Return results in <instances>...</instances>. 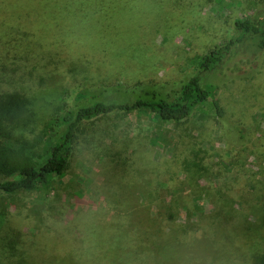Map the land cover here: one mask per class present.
Instances as JSON below:
<instances>
[{"label":"rangeland","instance_id":"1","mask_svg":"<svg viewBox=\"0 0 264 264\" xmlns=\"http://www.w3.org/2000/svg\"><path fill=\"white\" fill-rule=\"evenodd\" d=\"M40 5L69 27L70 45L79 51L69 83L0 84V95L20 94L23 116L30 117L26 125H10L8 146H32L40 164L86 79L102 83L111 100L145 89L173 97L202 57L229 41L236 20L264 14V0ZM234 53L223 69L204 76L216 86L222 116L208 101L179 124L148 109L84 122L62 176L48 187L0 193V230L10 220L11 240L29 254L0 257V264H73L71 245L85 236L84 221L91 233L103 231L89 240L104 245L87 240L77 253L91 259L100 252V264H264V52L245 43ZM109 226L115 235L106 233ZM158 232L161 251L141 258L136 243Z\"/></svg>","mask_w":264,"mask_h":264},{"label":"trees","instance_id":"2","mask_svg":"<svg viewBox=\"0 0 264 264\" xmlns=\"http://www.w3.org/2000/svg\"><path fill=\"white\" fill-rule=\"evenodd\" d=\"M34 2L0 0V84H16L35 89L41 83H69V69L74 66V56L79 53L75 45H70L69 27L57 21L60 19L51 16L47 9L41 7L40 3L45 4L48 0H34ZM57 9L61 13L69 12L67 9L61 10L57 7H54L53 11L58 12ZM233 25V35L229 41L202 57L197 73L189 78L173 97L163 95L157 90L145 89L134 98L111 100L106 97L107 88L102 83L86 79L72 102L69 103L68 100L64 114L59 119L62 134L55 140L43 164L35 160L32 146H8L7 142L13 139L8 132L10 125L20 123L26 125L30 117L23 116L26 101L19 93L1 94L0 193L13 195L34 189L39 185L48 187L55 176H62L73 154L76 131L84 122H90L114 112L126 113L148 109L164 122L179 124L187 120L195 108L208 101L212 102L217 114L222 116L224 111L215 98L216 86L204 79V76L223 69L228 58L233 56L235 51L243 48L245 43L256 46L259 52H264V14L254 18L238 19ZM124 183L123 178L121 184L124 185ZM136 221L140 222V219ZM85 222L80 228L85 236L76 235L74 245H71L73 248L70 251L69 260L73 264H100L104 257L100 252L92 255L91 259L77 253L76 247L79 249L83 246L91 234L99 237L103 234L100 229H95L91 233ZM72 223V221L69 222V230L74 228ZM11 226L8 220L5 227L0 230V240L6 241L0 243V257L23 259L29 254L25 252L27 250L25 247L11 240L10 234L15 235ZM112 230L115 229L109 226L106 233L112 234ZM4 235L5 238H3ZM20 235L23 237L21 233ZM151 236L152 238L139 239L136 243L140 245L137 250L141 251L143 259L161 251L163 234L158 232L157 236ZM95 240L103 244L101 239Z\"/></svg>","mask_w":264,"mask_h":264}]
</instances>
